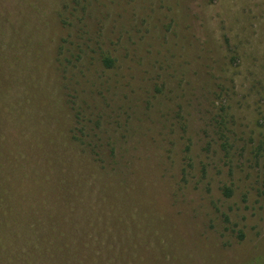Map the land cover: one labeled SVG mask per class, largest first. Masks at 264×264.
<instances>
[{
	"label": "rangeland",
	"instance_id": "1",
	"mask_svg": "<svg viewBox=\"0 0 264 264\" xmlns=\"http://www.w3.org/2000/svg\"><path fill=\"white\" fill-rule=\"evenodd\" d=\"M72 1L2 3L30 24L51 127L68 133L83 114L121 149L98 170L73 148L95 175L90 221L112 230L98 238L114 239L132 264H264V179L245 151L264 131V0H86L92 12L70 31L76 60L63 75L54 59L69 31L58 13ZM103 52L114 69L96 60ZM221 126L233 145L226 160ZM125 150L134 168L123 166Z\"/></svg>",
	"mask_w": 264,
	"mask_h": 264
},
{
	"label": "trees",
	"instance_id": "2",
	"mask_svg": "<svg viewBox=\"0 0 264 264\" xmlns=\"http://www.w3.org/2000/svg\"><path fill=\"white\" fill-rule=\"evenodd\" d=\"M4 1L0 0V264H132L116 255L123 249L114 239L98 238L112 235V230L90 221L87 188L95 175L89 177L73 156L75 146L100 170L105 169L100 164L115 166L121 149L101 142L97 127L90 126L89 120L87 124L83 114L74 115L76 122L68 133L51 127L53 116L45 117L37 100L45 89L38 76L36 52L27 47L33 46L27 33L30 24L13 18ZM91 12L86 0H74L58 13V22L69 33L57 47L55 72L57 67L63 75L71 71L76 54L70 31L75 21H81L77 16ZM79 40L81 45L83 40ZM97 56L104 69L116 67L110 55ZM222 129L217 151L226 160L232 156L233 145ZM59 134H68L70 143L61 144ZM245 151L248 162L264 179V131L256 145H247ZM127 153L121 154L123 166L134 168ZM222 189L225 197L233 196L230 187Z\"/></svg>",
	"mask_w": 264,
	"mask_h": 264
}]
</instances>
